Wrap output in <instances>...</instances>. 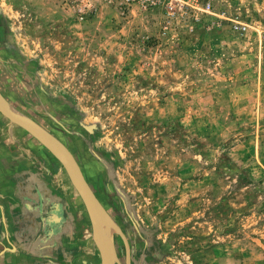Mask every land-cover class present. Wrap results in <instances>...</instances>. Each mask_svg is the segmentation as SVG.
Here are the masks:
<instances>
[{
    "label": "rangeland",
    "instance_id": "374dc122",
    "mask_svg": "<svg viewBox=\"0 0 264 264\" xmlns=\"http://www.w3.org/2000/svg\"><path fill=\"white\" fill-rule=\"evenodd\" d=\"M0 87L131 264H264V0H0Z\"/></svg>",
    "mask_w": 264,
    "mask_h": 264
},
{
    "label": "crops",
    "instance_id": "0c3cea01",
    "mask_svg": "<svg viewBox=\"0 0 264 264\" xmlns=\"http://www.w3.org/2000/svg\"><path fill=\"white\" fill-rule=\"evenodd\" d=\"M93 239L89 214L64 166L0 112V264H96Z\"/></svg>",
    "mask_w": 264,
    "mask_h": 264
},
{
    "label": "water",
    "instance_id": "95a60500",
    "mask_svg": "<svg viewBox=\"0 0 264 264\" xmlns=\"http://www.w3.org/2000/svg\"><path fill=\"white\" fill-rule=\"evenodd\" d=\"M0 112L4 114L14 123L21 126L23 129L37 138L64 166L69 178L80 194L87 212L89 214L92 230L93 240H95L98 250L101 254L102 264H122L116 242L114 240L115 234H120L124 240L127 249L126 264H131V248L129 240L123 229L119 227L117 222L112 219L108 209L105 207L97 192H95L90 182L86 179L79 161L71 149L63 140H61L52 131L47 129L44 125L39 123L34 117L18 109L0 90ZM111 219L115 226V232L111 235V254H109V243L107 233L104 226L105 219Z\"/></svg>",
    "mask_w": 264,
    "mask_h": 264
},
{
    "label": "bare ground",
    "instance_id": "6f19581e",
    "mask_svg": "<svg viewBox=\"0 0 264 264\" xmlns=\"http://www.w3.org/2000/svg\"><path fill=\"white\" fill-rule=\"evenodd\" d=\"M61 139V138H60ZM62 140V139H61ZM64 142V141H63ZM72 151V150H71ZM73 152V151H72ZM80 164V163H79ZM81 166V165H80ZM82 168V167H81ZM82 171H83V169H82ZM83 173H84V171H83ZM84 175H85V173H84ZM86 176V175H85ZM86 179H87V177H86ZM88 180V179H87ZM88 182H89V180H88ZM106 207V206H105ZM109 211V210H108ZM110 213V212H109ZM110 215L113 217L112 219H114L116 222H117V224L119 225V227H121V225L118 223V221L114 218V216L110 213ZM104 226H105V230H106V233H107V238H106V240H108V243H109V254H111V244H110V238H111V235L115 232V226H114V224L112 223V221H111V219H105V221H104Z\"/></svg>",
    "mask_w": 264,
    "mask_h": 264
},
{
    "label": "flooded vegetation",
    "instance_id": "af4514ba",
    "mask_svg": "<svg viewBox=\"0 0 264 264\" xmlns=\"http://www.w3.org/2000/svg\"><path fill=\"white\" fill-rule=\"evenodd\" d=\"M8 97V96H7Z\"/></svg>",
    "mask_w": 264,
    "mask_h": 264
}]
</instances>
